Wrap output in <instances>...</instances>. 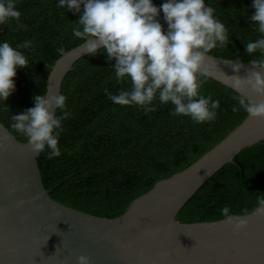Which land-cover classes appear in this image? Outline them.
<instances>
[{"label":"trees","instance_id":"1","mask_svg":"<svg viewBox=\"0 0 264 264\" xmlns=\"http://www.w3.org/2000/svg\"><path fill=\"white\" fill-rule=\"evenodd\" d=\"M164 0H154L160 6ZM228 30L227 46L214 48L211 55L244 63L260 57L248 54L245 44L260 35L252 0H206ZM19 21L0 25V41L15 47L24 41L32 46L20 49L28 66L17 70L16 89L0 101V123L21 143L27 138L11 128L12 114L34 107L33 97L46 93L51 66L60 50L69 51L83 43L72 34L79 13L58 7V0H17ZM163 18V13L160 15ZM17 23L24 25L17 27ZM163 25V24H162ZM165 30L167 26L163 25ZM107 54L86 55L74 64L63 80L71 115L63 121L61 155L49 159L46 148L36 160L41 180L50 197L73 209L112 219L122 215L139 196L155 183L182 171L224 139L246 118L241 109L233 112L237 93L208 79L201 93L219 99L215 120L197 124L187 116L170 115L171 103H153L156 111L145 112L136 105L113 103V94L131 88L130 80L117 81ZM264 196V142L233 158L211 176L184 204L176 221L192 223L224 219L221 209L229 206L234 215L251 213Z\"/></svg>","mask_w":264,"mask_h":264},{"label":"water","instance_id":"2","mask_svg":"<svg viewBox=\"0 0 264 264\" xmlns=\"http://www.w3.org/2000/svg\"><path fill=\"white\" fill-rule=\"evenodd\" d=\"M154 3V0H153ZM167 26V22L157 17ZM88 55L83 43L60 50L46 82L49 96L60 94L66 75ZM217 68L210 79L235 91L229 77L252 71L253 62L209 54ZM236 92V91H235ZM237 93V92H236ZM264 100L250 88L240 93ZM264 142V118L246 116L240 125L186 169L162 179L115 218L94 216L50 197L28 140L21 143L0 123V264H264V205L235 215L247 221L237 232L225 219L182 223L176 216L199 188L243 150ZM167 253V255H162Z\"/></svg>","mask_w":264,"mask_h":264},{"label":"clouds","instance_id":"3","mask_svg":"<svg viewBox=\"0 0 264 264\" xmlns=\"http://www.w3.org/2000/svg\"><path fill=\"white\" fill-rule=\"evenodd\" d=\"M16 2L0 0V25L13 19L19 21L21 12ZM58 7L79 13L72 34L83 41L87 53H106L109 61L115 60L112 69L116 80H130L131 88L118 94L105 89L113 103L154 112L153 102L158 100L173 105L170 115L187 116L197 124L216 119L220 101L203 95L201 88L211 75L209 70L217 68L215 60L208 62L209 53L227 46L229 40L226 26L206 0H164L160 6L153 0H58ZM252 7L255 11L250 19L256 22L260 35L245 48L250 55L261 54L253 63L264 68V0H252ZM161 12L167 22L166 30L157 19ZM17 27L24 25L17 23ZM30 46V40L15 47L0 41V101L5 107V101L16 89L17 70L28 66L27 56L20 49ZM241 67L234 64L236 75L229 77L237 92L232 111L243 109L252 118H264V100L252 102L240 94L250 88L264 97V73L252 71L242 77ZM33 101L34 107L12 114L11 128L27 138L33 152L41 153L47 148L49 159L58 157L63 121L71 115L67 96L36 94ZM258 203L264 205V196L258 197ZM221 214L237 232L247 225L246 220L236 219L229 206L222 207ZM78 260L79 264H90L87 256L81 255Z\"/></svg>","mask_w":264,"mask_h":264}]
</instances>
